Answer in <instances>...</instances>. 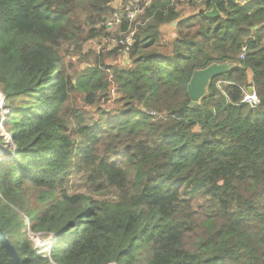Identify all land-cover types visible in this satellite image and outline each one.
<instances>
[{"label": "trees", "instance_id": "trees-1", "mask_svg": "<svg viewBox=\"0 0 264 264\" xmlns=\"http://www.w3.org/2000/svg\"><path fill=\"white\" fill-rule=\"evenodd\" d=\"M181 1L147 8L132 66L114 71L121 107L95 118L73 95L97 105L103 64L72 73L65 55L111 30L114 0H0L16 143L2 155L0 136V226L23 264H264V0H184L188 16ZM215 62L236 66L190 108L194 71ZM251 86L256 108L243 102ZM74 176L92 196L71 192ZM27 225L52 240L47 253ZM0 264H16L1 237Z\"/></svg>", "mask_w": 264, "mask_h": 264}, {"label": "rangeland", "instance_id": "rangeland-1", "mask_svg": "<svg viewBox=\"0 0 264 264\" xmlns=\"http://www.w3.org/2000/svg\"><path fill=\"white\" fill-rule=\"evenodd\" d=\"M125 1V0H124ZM125 5V4H124ZM112 7L116 10H121L122 0H115L112 4ZM177 10L180 11L182 16H188L196 11L197 6L191 5L188 2L182 0L177 4ZM111 30H104L100 35L84 40L81 43V47L76 51L72 47L65 55V61L68 65V68L72 73H78L85 70L88 67H92L95 64L101 63L107 74V81L109 82V87L107 92L101 94V100L98 101L97 105H88L83 101L82 95L77 93L73 95V102L80 109L85 112H89L95 118H98L99 112L101 110L113 111L121 107L119 101V95L116 91V82L112 75L114 71L120 68H130L132 66V59L129 54H126L118 47L115 46L113 42L114 38L118 36L121 32L119 27L110 28ZM162 37L164 44L169 45V42L174 38V28L170 25H164L161 28ZM66 49L70 48L69 45L65 46ZM115 88V91H113ZM11 135L5 128V125L0 126V136ZM12 136V135H11ZM13 137V136H12ZM71 192L78 193L83 192L92 196L90 192L86 189L82 181L74 176V179L70 183ZM94 197H97L94 195ZM25 224H28L29 221L27 217L21 214ZM23 232H26L28 238L31 239L33 246L38 248L41 252L47 253L52 246V240L43 233H34L29 229V226L23 228Z\"/></svg>", "mask_w": 264, "mask_h": 264}, {"label": "built area", "instance_id": "built-area-1", "mask_svg": "<svg viewBox=\"0 0 264 264\" xmlns=\"http://www.w3.org/2000/svg\"><path fill=\"white\" fill-rule=\"evenodd\" d=\"M201 1L202 0H200V2ZM153 2L154 0H125V1L122 0L121 10H116L114 8L116 12L112 16V18L108 20L107 22L108 27L120 28L123 23L126 24L127 27L126 29L121 30L118 36L114 38L113 42L115 43V46L113 47L121 46L122 51L125 52L126 54H129L132 46H134L135 36L139 28L145 25L148 21H150V18L147 19L144 18V14L147 8L150 7ZM244 54L245 52L240 57L244 58ZM112 76L114 78V75ZM249 88L245 89L243 102L248 104L251 108H256L261 103V100L257 95L255 88L252 87L253 92H250ZM113 91H115V88H113ZM10 113H11L10 103L8 102L4 91L2 90V88H0V126L4 125ZM1 136H3L5 139L2 155L8 154L16 149V143L13 141L11 135L7 136L6 138V136L1 133Z\"/></svg>", "mask_w": 264, "mask_h": 264}, {"label": "water", "instance_id": "water-1", "mask_svg": "<svg viewBox=\"0 0 264 264\" xmlns=\"http://www.w3.org/2000/svg\"><path fill=\"white\" fill-rule=\"evenodd\" d=\"M205 14L209 18H217L221 15V12L217 6H213V8L206 11ZM235 66L236 64L234 62H215L206 68L195 70L187 86V91L191 100L189 107L195 108L196 106H199L203 97H205L208 93L211 80L222 74L228 73ZM249 91L253 92V88L250 87ZM0 237L2 238V241L8 248L9 252L12 254L16 264H23L15 246L11 243L1 226Z\"/></svg>", "mask_w": 264, "mask_h": 264}, {"label": "crops", "instance_id": "crops-1", "mask_svg": "<svg viewBox=\"0 0 264 264\" xmlns=\"http://www.w3.org/2000/svg\"><path fill=\"white\" fill-rule=\"evenodd\" d=\"M245 1V0H244Z\"/></svg>", "mask_w": 264, "mask_h": 264}]
</instances>
